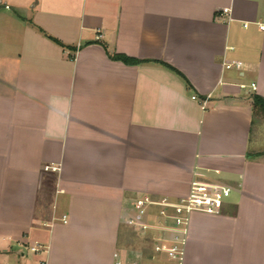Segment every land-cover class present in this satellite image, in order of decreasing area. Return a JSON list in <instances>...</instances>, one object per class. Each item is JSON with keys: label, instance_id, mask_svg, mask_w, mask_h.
<instances>
[{"label": "crops", "instance_id": "crops-1", "mask_svg": "<svg viewBox=\"0 0 264 264\" xmlns=\"http://www.w3.org/2000/svg\"><path fill=\"white\" fill-rule=\"evenodd\" d=\"M255 95L264 0H0V264L132 258L133 203L177 201L197 174L232 193L192 214L184 264H264Z\"/></svg>", "mask_w": 264, "mask_h": 264}, {"label": "built area", "instance_id": "built-area-1", "mask_svg": "<svg viewBox=\"0 0 264 264\" xmlns=\"http://www.w3.org/2000/svg\"><path fill=\"white\" fill-rule=\"evenodd\" d=\"M221 13V15H228V21H233L229 9H224ZM243 27L246 28L247 24ZM241 66V62H232L225 67L226 69H240ZM251 88L255 90V84H252ZM192 99L196 100V97ZM45 171H57V167L47 166ZM196 176L197 178L190 184L188 194L177 201L166 198L154 201L146 196L133 203L134 214L127 219L126 223L142 240L147 242L145 247L147 250L132 258L128 255L115 254L113 264L185 263V250L192 214H222L232 193V188L224 183L209 180L200 174ZM42 250L43 248L38 244L30 247V251L34 254ZM40 264L46 263L41 262Z\"/></svg>", "mask_w": 264, "mask_h": 264}, {"label": "trees", "instance_id": "trees-1", "mask_svg": "<svg viewBox=\"0 0 264 264\" xmlns=\"http://www.w3.org/2000/svg\"><path fill=\"white\" fill-rule=\"evenodd\" d=\"M110 58L113 59V60H116V61H122V62H124L126 64H131V65H137V64H140V63L143 62V61L131 59V58H128V57H126L124 55H118V54L111 55ZM162 65L167 67L169 70L175 72L180 77L184 78L183 75L180 72H178L176 69H174V68H172V67H170L168 65H165V64H162ZM253 111H254V115L255 116L262 115L264 117V99L261 98L260 96L255 95L253 97Z\"/></svg>", "mask_w": 264, "mask_h": 264}, {"label": "rangeland", "instance_id": "rangeland-1", "mask_svg": "<svg viewBox=\"0 0 264 264\" xmlns=\"http://www.w3.org/2000/svg\"><path fill=\"white\" fill-rule=\"evenodd\" d=\"M257 117L261 118L262 120H264V117L262 115H257Z\"/></svg>", "mask_w": 264, "mask_h": 264}]
</instances>
